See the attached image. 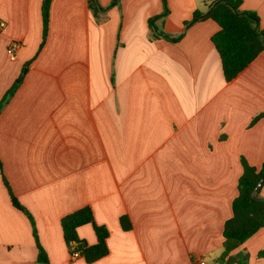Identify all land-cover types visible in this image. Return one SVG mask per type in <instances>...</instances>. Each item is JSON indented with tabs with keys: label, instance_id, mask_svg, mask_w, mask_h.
Returning a JSON list of instances; mask_svg holds the SVG:
<instances>
[{
	"label": "crops",
	"instance_id": "obj_1",
	"mask_svg": "<svg viewBox=\"0 0 264 264\" xmlns=\"http://www.w3.org/2000/svg\"><path fill=\"white\" fill-rule=\"evenodd\" d=\"M212 1L166 0L155 25L182 34L170 42L148 26L162 0H120L101 21L87 0H52L39 48L42 0H0V102L29 62L0 110L1 171L49 264H220L241 158L264 163V115L252 123L264 113V51L226 82L211 41L219 26L202 18ZM240 10L264 28V0ZM2 176L0 264H36L32 225ZM84 206L108 231L107 255L91 263L71 259L60 224ZM77 235L96 243L90 224ZM260 251L264 228L229 255L264 264Z\"/></svg>",
	"mask_w": 264,
	"mask_h": 264
},
{
	"label": "trees",
	"instance_id": "obj_2",
	"mask_svg": "<svg viewBox=\"0 0 264 264\" xmlns=\"http://www.w3.org/2000/svg\"><path fill=\"white\" fill-rule=\"evenodd\" d=\"M51 1L42 0L41 2L42 40L39 48L43 46L47 37ZM119 1L111 0L107 5L102 6L98 0H87V5L93 17L97 21H101L103 20L102 16L110 8L116 6ZM162 5L163 12L148 19L150 36L152 39L163 38L170 42H177L181 39L182 34L173 37L156 28L155 21L167 12L166 0H162ZM240 5L241 0H213L210 2L208 14L202 17L203 19L213 20L219 26V30L211 37V41L219 55L226 82L233 80L264 51V28L260 27L258 16L254 12L240 10ZM200 18L201 13L194 11L192 19L187 25ZM28 65L29 62L23 65L18 78L2 98L0 110L22 82L28 70ZM262 115L264 113L257 115L252 123ZM241 166L242 172L237 181V196L233 199L231 205L232 215L225 220L223 226L224 251L218 259L220 264H247V254L229 255V251L243 244L259 229L264 228V198L258 195L260 186L264 184V179L261 181V178H264V163L261 164L260 168H256L249 165L244 158H241ZM0 172L2 176L1 163ZM2 181L9 193L11 205L24 213L32 225L33 237L38 250L36 264H49L47 255L37 241L32 216L12 194L3 176ZM256 187H258V190L253 194ZM119 223L123 230L131 229V222L127 216H121ZM60 224L70 256L74 252H78L85 262L91 263L107 255L106 239L108 231L104 226L95 223L89 206H84L63 216ZM85 224H90L93 228L97 239L94 245H88L85 240L80 239L77 235V228ZM258 256H264V251H260Z\"/></svg>",
	"mask_w": 264,
	"mask_h": 264
},
{
	"label": "built area",
	"instance_id": "obj_3",
	"mask_svg": "<svg viewBox=\"0 0 264 264\" xmlns=\"http://www.w3.org/2000/svg\"><path fill=\"white\" fill-rule=\"evenodd\" d=\"M15 47L16 45L12 44L8 49H7V53L9 54V56L12 58L13 57V53H14V50H15ZM80 257L79 256V253L78 252H74L72 255H71V259H76ZM196 264H205V262L203 260H198L196 262Z\"/></svg>",
	"mask_w": 264,
	"mask_h": 264
},
{
	"label": "water",
	"instance_id": "obj_4",
	"mask_svg": "<svg viewBox=\"0 0 264 264\" xmlns=\"http://www.w3.org/2000/svg\"><path fill=\"white\" fill-rule=\"evenodd\" d=\"M262 179H264V178H261V181H262ZM260 183H261V182H260ZM260 183H259V185H260ZM259 185H258V186H259ZM257 189H258V187H256V188H255V190H254L253 194H255V193H256Z\"/></svg>",
	"mask_w": 264,
	"mask_h": 264
}]
</instances>
